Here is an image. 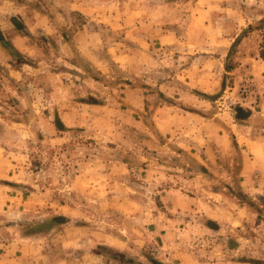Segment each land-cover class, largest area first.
<instances>
[{
	"label": "rangeland",
	"instance_id": "rangeland-1",
	"mask_svg": "<svg viewBox=\"0 0 264 264\" xmlns=\"http://www.w3.org/2000/svg\"><path fill=\"white\" fill-rule=\"evenodd\" d=\"M254 138L264 0H0V264H264Z\"/></svg>",
	"mask_w": 264,
	"mask_h": 264
},
{
	"label": "crops",
	"instance_id": "crops-1",
	"mask_svg": "<svg viewBox=\"0 0 264 264\" xmlns=\"http://www.w3.org/2000/svg\"><path fill=\"white\" fill-rule=\"evenodd\" d=\"M252 117L253 116L250 115L249 118H248V120H251ZM237 126H238L239 131H242L243 129H246L247 128V126H244L242 124H237ZM244 140H246V138H244ZM247 143H248L247 144L248 145V148H253V147L255 148V152H256L257 155H260L262 153V149H261L260 146L261 145H264V144H263V142H261V140H259L257 138H254V139H250L249 142H247ZM20 247H21V243H20L19 246H17V248H20ZM27 253H28V251H27ZM19 257L21 258L20 261L22 263L24 262L26 264H37L35 262V260L37 259V257H34L32 255H23V254H21ZM14 262H15L14 264H19L18 262L16 263V261H14Z\"/></svg>",
	"mask_w": 264,
	"mask_h": 264
},
{
	"label": "trees",
	"instance_id": "trees-1",
	"mask_svg": "<svg viewBox=\"0 0 264 264\" xmlns=\"http://www.w3.org/2000/svg\"><path fill=\"white\" fill-rule=\"evenodd\" d=\"M237 111H243V109H237ZM245 114H244V117L242 118V120L244 119V120H246L248 117H249V112L248 111H243ZM246 115V116H245Z\"/></svg>",
	"mask_w": 264,
	"mask_h": 264
}]
</instances>
